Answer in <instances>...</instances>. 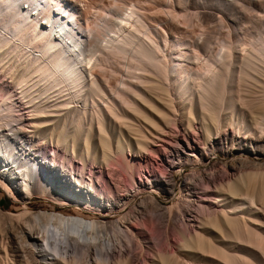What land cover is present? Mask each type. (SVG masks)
<instances>
[{
	"label": "bare ground",
	"instance_id": "bare-ground-1",
	"mask_svg": "<svg viewBox=\"0 0 264 264\" xmlns=\"http://www.w3.org/2000/svg\"><path fill=\"white\" fill-rule=\"evenodd\" d=\"M60 1L0 0V186L24 201L37 195L108 216L151 184L172 194L175 170H196L175 207L146 196L116 222L0 208L5 233L12 228L10 242L0 234V258L11 254L15 264H264V0H215L231 18L226 36L225 30L214 36L208 26L219 16L216 8L177 0V18L186 19L183 13L196 6L209 20L198 23L204 32L197 24L201 35L190 44L173 20L178 40L169 57L149 25L156 11H143L148 4L118 0L107 8L97 0L107 10L99 7L101 17L92 13L99 22L90 25L88 17L85 26L78 5ZM174 123L180 133L171 132ZM163 136L165 153L156 156L161 174L133 170L128 161L133 188L125 194L100 189L66 164L74 155L121 168L115 155L147 153ZM37 142L52 149L42 152ZM60 149L63 162L55 157ZM218 152L234 159L216 160ZM113 177L109 182L117 186Z\"/></svg>",
	"mask_w": 264,
	"mask_h": 264
},
{
	"label": "rangeland",
	"instance_id": "rangeland-1",
	"mask_svg": "<svg viewBox=\"0 0 264 264\" xmlns=\"http://www.w3.org/2000/svg\"><path fill=\"white\" fill-rule=\"evenodd\" d=\"M60 1V0H59ZM70 1H72V3H74L75 5H78L77 7L78 8H80V11L82 12V13H86V14H82L81 12V15H82V21H83V24L85 25V26H87L89 23H86V21L88 20V17L89 18H91V20H92V18H93V23L92 22H90V25H94L95 23H96V21L98 20V22H99V18L98 17H101L102 15H103V12H104V9H106V7L105 6H103L104 7V9L102 8V5H103V3L105 2V5H107V8H110L109 6L110 5H114L115 6V4L118 2V3H120V2H122V1H124V0H120V2L118 1V0H110L111 1V4H109V0H105V1H103V0H101V2L100 1H97V0H93V1H91V0H89V1H91L92 3H90L88 0H82L83 2H81V0H80V2H78L79 0H76L77 2H74L75 0H61L60 2L62 3V2H65L64 4H67V3H71ZM88 1V2H87ZM95 1H97L98 3L100 2V4L102 3V5H98L97 6V4L98 3H96V4H94L95 3ZM128 2L129 1H131V0H127ZM133 2L135 1V3L137 4V2H138V4L137 5H141V3L142 2H144L143 4L145 5V6H147L146 4H148L149 5V7L150 8H148V6L147 7H145L144 5H142L143 7H145V9L141 6V8H143V11L144 10H146V9H148L147 11H149L151 8L153 9H151V11H150V13L152 12V13H154L155 11V15L153 14L152 15V13H151V15L152 16H154L155 18L154 19H151V18H153L151 15H150V13L148 14V12L147 11H145V12H147V14L145 13V15H146V17L147 18H149V19H151V20H149L150 21V23H149V21H148V23H149V25L151 26V28H152V30L154 31V33H157V35L158 36H162V38L161 37H159V39H160V42H161V46H162V50L164 51H162V55H164L165 57H166V53H167V56L169 57V55H170V52H171V55L170 56H172V54L175 52V50H174V45H175V43L177 42L176 40H178L177 39V36L176 37H174L175 36V34H174V29H173V26H174V28L176 29H178V31H179V33H178V35H179V37L180 38H183L185 41H187V42H189V44H190V42H192L194 39H196V38H198L200 35H201V31L203 30V32H204V28H201L200 26H199V24L198 23H200V21H201V23L200 24H202V23H204V21H208L209 19L207 18V19H203L202 17L200 18V16H198L199 14L197 13L198 11H196V10H198V8H196V6H193V7H191V9H188L189 11H186L185 13H186V15H185V13H183L184 14V16H186L187 18H188V23H185V22H183L182 20H187V18L185 19V17H182V14L181 15H179V17H181L182 18V20L181 19H179V18H177V15L176 16H174L173 15V13H174V11L173 10H175L174 8L177 6V4H178V2H177V0L175 1V0H172V1H170V0H161V1H164V2H161L160 0H138L137 2H136V0H132ZM131 1V2H132ZM146 1H148V2H146ZM157 1V2H156ZM175 1V2H174ZM201 1V0H200ZM204 1V2H203ZM206 1V2H205ZM209 0H202L201 2L203 3L202 4V6L204 5V7H214V8H216V15L218 16H216L217 18H218V20H217V18H216V20L215 21H211V22H209L208 21V26H210L209 28H214V30H212V34L214 35V32H215V34L216 35H214V36H217L218 34H220L221 36H226V34H227V32H226V30H227V28H229L228 27V25H229V23H230V19L231 18H229L227 15V11L225 10V8H223V6L221 5V4H217V2L214 0H210L209 2H208ZM213 1V2H212ZM223 2H224V4H228V2L229 1H231V0H222ZM246 1V0H245ZM248 1V0H247ZM256 1V0H255ZM114 2H116L115 4H114ZM77 3V4H76ZM83 3V4H82ZM88 3H90V6H91V8H92V6H93V8H92V10H91V8H90V6H89V4ZM156 3V4H155ZM166 5H165V4ZM170 3H173V5H170ZM207 3V4H206ZM240 3H241V0H240ZM82 5V8L80 7L81 5ZM84 4H85V6H84ZM95 5V7H97V8H94V5ZM164 4V5H163ZM208 5V6H206V5ZM213 4V5H212ZM86 5L88 6V7H86ZM112 5V6H113ZM139 5V6H140ZM150 5H152V6H150ZM160 5V6H159ZM163 5V6H162ZM169 5V6H168ZM176 5V6H175ZM240 5H242V4H240ZM113 6V7H114ZM171 6V7H170ZM86 7V8H85ZM99 7L101 8V11H103L102 12V14H100V16L99 15H96V14H98V13H101V12H98L100 9H99ZM173 7V8H172ZM90 8V10H91V12H89V15H88V12H87V10ZM156 8V9H155ZM162 8V9H161ZM167 8V9H166ZM172 8V9H171ZM84 9V10H83ZM86 9V10H85ZM99 9V10H98ZM159 9V10H158ZM172 10V12H170L169 13V10ZM205 9H207V8H205ZM219 9V10H218ZM96 10H97V12L98 13H95L96 12ZM107 10V9H106ZM193 10V11H192ZM201 10H203V8H199V11H201ZM83 11H85V12H83ZM93 11V12H92ZM154 11V12H153ZM160 11V12H159ZM163 11V12H162ZM158 12H159V14H158ZM168 12V13H167ZM192 12V13H191ZM194 12L195 13H197V15L195 14V16H197V18L199 17V19H195L194 18ZM92 13H94L96 16H98L97 17V19L95 18V16H94V14H92ZM105 13V12H104ZM189 13V14H188ZM92 14V15H91ZM169 14V15H168ZM171 14V15H170ZM175 14V13H174ZM250 14V16L253 14L254 15V13H249ZM85 15H87V19H84V18H86V16ZM148 15L151 17H148ZM159 15V16H158ZM172 15H173V17L175 18H177V19H174L173 17H172ZM191 15V16H190ZM193 15V16H192ZM253 15H252V17H253ZM93 16V17H92ZM167 16V17H166ZM221 16V17H220ZM157 17V18H156ZM158 17H159V20L161 21V22H163L162 24H161V22H159V20H158ZM171 18V19H170ZM190 18V19H189ZM221 18H223V22L221 21V20H219V19H221ZM225 18V19H224ZM254 18V17H253ZM155 19H157V20H155ZM195 19V20H194ZM91 20H88L87 22H89V21H91ZM173 20H175V22L173 21ZM178 20H179V22H178ZM226 20V21H225ZM154 21H156V22H154ZM158 21V22H157ZM165 21V22H164ZM169 21V22H168ZM199 21V22H198ZM203 21V22H202ZM218 21H221L220 23H221V25H220V23L218 22ZM228 21V22H227ZM97 22V23H98ZM170 22H172V23H170ZM173 22L175 23V24H173ZM178 22V23H177ZM183 22V23H182ZM219 23V25H218V23ZM154 23H156V24H154ZM185 23V24H184ZM207 23V22H206ZM223 23V24H222ZM225 23H226V27H225ZM161 24V25H160ZM164 24V25H163ZM166 24V25H165ZM172 24H173V26H172ZM197 24H198V26L201 28V31L200 30H198V29H200L198 26H197ZM152 25H154V27L152 26ZM157 25V26H156ZM168 25V26H167ZM164 26V27H163ZM167 26V27H166ZM183 26V27H182ZM185 26V27H184ZM195 26H196V28H195ZM156 27H162V31H161V29L159 28V30L156 28ZM194 27V28H193ZM225 27V28H224ZM163 28H165V30L163 29ZM170 28V29H169ZM184 28V29H183ZM211 28V29H212ZM194 29V30H193ZM197 29V30H196ZM156 30H158V32H156ZM171 30H173V32L172 33H170L171 32ZM182 30H184L183 32H181ZM220 30V31H219ZM224 30H225V32H224ZM163 31L164 32H168V33H164L163 34ZM189 31V32H188ZM197 33V36L196 35H191V34H193V33H195V32ZM198 31H199V34H198ZM214 31V32H213ZM219 31V32H218ZM160 32V33H159ZM186 32V33H185ZM191 32V33H190ZM193 32V33H192ZM202 32V33H203ZM217 32V33H216ZM223 33V35H222V33ZM195 33V34H196ZM182 34V35H181ZM188 34H190V35H188ZM166 35H167V38H166ZM174 35V36H173ZM199 35V36H198ZM189 36V37H188ZM163 38H164V40H163ZM174 38V39H173ZM167 39H168V42H167ZM162 40V41H161ZM173 40V41H172ZM189 40V41H188ZM163 41H165V42H163ZM169 43V44H168ZM173 43V44H172ZM165 44H166V46H165ZM168 44V45H167ZM168 46V48L166 49V47ZM164 48H165V50H167V52L164 50ZM171 50V51H170ZM169 51V52H168ZM174 51V52H173ZM176 124L174 123V124H172V125H170V127H172L171 128V130H173V131H171L173 134H177L178 132L180 133V130H177V128L178 129H180L178 126H177V128L176 127H174ZM176 128V129H175ZM174 131H175V133H174ZM163 139V140H162ZM161 140L160 139H158V140H160V141H156L155 142V144H150L149 145V147L151 146V147H153V148H149L148 147V149L150 150H148L147 151V153H143V154H134L133 156L132 155H130V152H126L125 154V156L123 157V156H121V157H119V155H115V156H118V158H119V161L121 162V168H119V166L118 165H116L117 163V160H118V158L117 157H113L112 159H113V161H115V159H116V162L114 163L113 161H111L110 160V164L112 163L113 165H116V166H118V167H115V168H113V166H111L110 164V166L113 168H109V166L107 165H103L102 166V164H100L101 162H99V161H96V160H94L92 157H91V159H90V157H88V158H86L85 160H84V163L83 162H81V160H80V158H79V156H78V158H77V156H67L68 157V161L66 162V164H67V167H68V169L72 172V173H74L75 175H77V173L78 174H81L84 178H86V179H89V178H91V180H93V183L95 184V185H97V187H99L100 189H105V190H107L108 188H111L113 191L114 190H116L115 192L117 193L118 192V190H119V192L121 191V193H119V194H125L126 193V189H127V191L128 190H131L133 187L131 186V184L133 185V183H132V178H131V176L127 173V170H126V168H127V165H126V163L129 161V162H131L132 163V168L131 169H133V170H137V171H141V172H144V173H146L147 175H149V173H153V171L155 170V169H157V170H155L154 172H156V173H158V174H161V170H160V166H159V164H158V157L156 158V156H158V152L159 153H165L164 151H165V147H163L164 145H165V143H164V139H166L167 140V137H164L163 136V138H162ZM163 141V142H162ZM161 142H162V144H161ZM159 144H161L160 146H159ZM158 145V146H157ZM35 147L38 149V148H41L42 150V152H45V150L46 151H50L52 148L51 147H48V146H43V145H40V143L39 142H37L36 144H35ZM48 149H47V148ZM163 147V148H162ZM155 150V152H154V150ZM151 150H153L152 152H151ZM162 150V151H161ZM63 150L62 149H60V150H58V151H56V155L57 156H55L56 158H57V160L59 161V162H63L64 161V156H65V153L64 152H62ZM156 151H157V153H156ZM57 152H59V153H57ZM149 152H151V154L149 153ZM154 153V154H153ZM219 153V154H218ZM217 153V155H215L214 156V159H216V160H220L221 162H226V161H229V160H233L234 158L233 157H229V158H227L225 155H223L222 153H220V152H218ZM156 154V155H155ZM138 155V156H137ZM146 155V156H145ZM155 155V156H154ZM219 156V157H218ZM76 159H75V158ZM124 158V159H123ZM63 160V161H62ZM93 160V161H92ZM97 163V164H96ZM87 166H86V165ZM100 164V165H99ZM99 165V166H98ZM122 165H123V168H122ZM159 166V167H158ZM107 168H108V170H109V172H114V173H110L109 174V172H108V170H107ZM119 168V169H121L120 170V172H119V169L117 170V169ZM140 169V170H139ZM142 169V170H141ZM147 169H149V170H147ZM113 170V171H112ZM115 170H117V171H115ZM145 170V171H144ZM158 170H160L159 172H158ZM179 170V171H178ZM196 170V168H193L192 169V167H190V166H187V167H184V168H182L181 170L180 169H177V170H175V172H174V177L176 178H174V183H176V188L174 187V191L172 192V194L170 193V192H166V191H164V190H161V189H159V188H151V186H152V184H151V186L149 187V188H147V190H146V192H140L141 194H139V193H137V196H135V197H130V200H129V202L127 203V205H124L120 210H119V212H117V211H115V212H111V213H109L108 214V216H106V213L104 212V211H100V210H91V209H86V208H83V207H80V206H77V205H75V204H68V205H66V206H64V205H58V204H56V203H54V202H51V201H48V200H45V199H42V198H40L39 196L37 197V195H35L32 199H30V200H21V199H19L18 197H15V196H13V195H11L9 192H7L6 190H4L1 186H0V208H1V210L2 211H4V212H6V211H10V212H13V213H20V212H22V211H24V210H26V209H28V210H30V211H33V212H37V211H50V212H52V211H57V212H62V213H64V214H66V215H77V216H81V217H85L86 219H98V220H101V221H117V220H119V218L120 217H122V216H124L126 213H128V212H130L129 210L133 207H137V208H140L139 206L141 205V203H142V200L146 197V196H154L155 198H157V200L160 202V204H162L164 207H175L176 206V203L177 202H179L180 200H181V198H182V195H184L185 194V184H186V182H187V180H188V176L190 175V173L191 172H193V171H195ZM74 171V172H73ZM122 171V172H121ZM177 171V172H176ZM124 173V174H123ZM114 175V177H115V179H117V181H116V184H117V186L116 185H114L113 183H111L110 184V182H109V180H110V178H112L113 177V175ZM123 174V175H122ZM163 174V173H162ZM110 175H112L111 177H110ZM89 177V178H88ZM113 177V178H114ZM136 177H137V174H136ZM121 178V179H120ZM187 178V179H186ZM122 179H124V180H122ZM127 179V183H128V185H127V183H125L126 180ZM130 179V180H129ZM132 180V181H131ZM176 180V181H175ZM186 180V181H185ZM121 183V184H119V182ZM125 181V182H124ZM131 183H130V182ZM122 186V188L120 189V187ZM127 185V186H126ZM131 186V187H130ZM116 187V188H115ZM129 187V188H128ZM107 188V189H106ZM124 188V189H123ZM123 189V190H122ZM155 189V190H154ZM124 193H123V192ZM143 193V194H142ZM132 198V199H131ZM136 208V209H137ZM124 211V212H123ZM0 223L2 224V225H0L1 227H3V229L0 227V231H2V233H0L1 234V238H2V240H3V242H10V240H9V237L11 236V230H12V228L11 227H8V233L6 234L5 233V231H4V227L6 226V225H4L5 224V222L3 221L2 222V220H0ZM4 223V224H3ZM3 231H4V233H5V235L3 234ZM3 234V235H2ZM2 236H4V238L2 237ZM7 236V237H6ZM9 236V237H8ZM5 239V240H4ZM7 240V241H6ZM175 240H174V237H173V241H172V243L173 244H175V242H174ZM151 244H149V246L148 245H146V247H145V252H144V255H147V256H149V253H148V247H151L150 246ZM159 247H161V246H159ZM163 247V246H162ZM133 250L135 251V252H137V249H136V246H133ZM5 255V254H4ZM2 256L0 259V264H10L12 261V263L11 264H15L14 262V260H11L12 259V256H11V254H10V256H9V254L8 255H5V256ZM147 256H145V257H147ZM3 257H5V258H3ZM9 258L10 260H11V262H10V260H8L7 258ZM3 261V262H2Z\"/></svg>",
	"mask_w": 264,
	"mask_h": 264
}]
</instances>
